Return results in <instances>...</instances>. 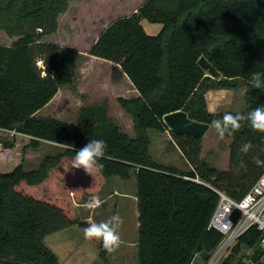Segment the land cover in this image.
<instances>
[{
	"label": "trees",
	"instance_id": "1",
	"mask_svg": "<svg viewBox=\"0 0 264 264\" xmlns=\"http://www.w3.org/2000/svg\"><path fill=\"white\" fill-rule=\"evenodd\" d=\"M68 1L0 0V31L17 38L0 45V130L29 137L31 149L42 142L59 148L33 170H24L21 162L0 172V264H64L49 239L56 234L68 235L70 248L76 241L81 257L80 237L73 234L89 224L72 219L70 189L95 192L105 179L128 180L132 173L137 264H193L221 238L208 227L218 202L215 189L240 199L264 170V131L253 129L247 119L264 105V89L251 81L252 73L264 71V0H143L102 29L86 53L113 63V81L127 77L137 90L134 98H118L132 118L133 136L108 116L105 104L81 107L74 123L37 116L59 87L72 82L80 55L46 40L57 31ZM142 20L162 28L148 34ZM201 56L220 72L219 78L199 67ZM240 86L245 87L243 110H207L209 90ZM180 110L209 126L220 120L223 127L229 114L244 117L238 130L223 134L231 138L227 170L200 157L201 138L171 132L189 169L152 159L147 131L168 130L164 116ZM93 139L107 142L105 155L97 158L103 169L73 167L76 153ZM248 141L253 147L245 153ZM0 144L12 149L13 136L0 135ZM258 238L259 232L249 229L218 264H243L239 251Z\"/></svg>",
	"mask_w": 264,
	"mask_h": 264
},
{
	"label": "rangeland",
	"instance_id": "2",
	"mask_svg": "<svg viewBox=\"0 0 264 264\" xmlns=\"http://www.w3.org/2000/svg\"><path fill=\"white\" fill-rule=\"evenodd\" d=\"M142 1H68V9L58 17L57 31L47 36L46 40L72 48L80 55L72 74V82L59 87L52 100L37 113L38 117H52L74 123L81 107L105 104L108 116L128 135H134L132 118L121 108L118 98L136 97L135 88L124 76L119 82H114L111 71L113 63L89 56L86 52L103 28L113 19L134 11ZM141 24L146 33L151 35L157 34L162 27L160 23H150L147 20H142ZM16 39L0 31V45H11ZM244 93L245 87L241 86L237 89L209 90L205 94L207 110L212 113L239 112L245 106ZM147 134L149 153L153 160L184 170L189 169V164L175 146L169 130H148ZM0 135L3 139L16 137L12 149H4L0 144V172H10L21 162L24 170H33L46 156L56 154V147L58 148L49 142H42L37 149H31L27 136L2 130ZM201 140L200 157L217 169L227 170L231 138L220 136L213 126H209ZM135 192L133 173L128 180L118 177L105 179L100 189L95 192L77 193L70 189L72 219L81 220L90 226L92 223L107 222L113 215L118 214L124 223L118 229L120 242L114 251L107 250L100 239L85 238L84 233L77 229L73 236L80 237L78 241L81 242L83 251L81 257L76 251V241H73V248L68 247V235L50 236L49 239L53 237V248L58 250L64 264H137L138 218ZM96 200L99 201L98 204L95 203ZM193 264H207V261L196 258Z\"/></svg>",
	"mask_w": 264,
	"mask_h": 264
},
{
	"label": "built area",
	"instance_id": "3",
	"mask_svg": "<svg viewBox=\"0 0 264 264\" xmlns=\"http://www.w3.org/2000/svg\"><path fill=\"white\" fill-rule=\"evenodd\" d=\"M215 192L218 202L208 227L218 231L221 238L209 253L207 264H218L251 228L259 232L258 241L252 247L242 246L238 255L243 264H264V170L240 199L231 198L218 189Z\"/></svg>",
	"mask_w": 264,
	"mask_h": 264
},
{
	"label": "clouds",
	"instance_id": "4",
	"mask_svg": "<svg viewBox=\"0 0 264 264\" xmlns=\"http://www.w3.org/2000/svg\"><path fill=\"white\" fill-rule=\"evenodd\" d=\"M251 81L255 88L264 89V71L252 73ZM243 119L244 117L239 114L236 116L229 114L223 121V127H221L222 122L220 120H213L211 123L220 136H223L224 132L229 128L238 130L241 127L240 121ZM247 119L253 129L264 131V105L250 111ZM252 147V143L248 141L244 143L242 151L247 153ZM107 148L108 145L104 139H93L76 153L73 167H83L87 172L94 169L102 170L104 165L98 163L97 158L104 156ZM95 203L98 204L99 201L96 200ZM123 223L124 220L120 215H113L107 222L92 223L90 226L85 227L83 229L84 236L89 239H100L107 250L114 251L119 246L120 234L118 229Z\"/></svg>",
	"mask_w": 264,
	"mask_h": 264
},
{
	"label": "water",
	"instance_id": "5",
	"mask_svg": "<svg viewBox=\"0 0 264 264\" xmlns=\"http://www.w3.org/2000/svg\"><path fill=\"white\" fill-rule=\"evenodd\" d=\"M197 64L212 78L217 79L220 77V72L216 70L212 64L205 59V57L201 56L198 59ZM163 120L167 125L168 130L176 135H190L201 138L209 128V124L194 121L190 119L184 111L181 110L166 114ZM15 139L16 137L13 136L14 141ZM199 257L207 260L209 254L205 251H202L199 254Z\"/></svg>",
	"mask_w": 264,
	"mask_h": 264
},
{
	"label": "crops",
	"instance_id": "6",
	"mask_svg": "<svg viewBox=\"0 0 264 264\" xmlns=\"http://www.w3.org/2000/svg\"><path fill=\"white\" fill-rule=\"evenodd\" d=\"M134 11H135V9H134ZM162 28V27H161ZM150 29H152V28H150ZM92 57H94V56H92ZM126 79H127V77H126ZM128 80V79H127ZM129 81V80H128ZM130 82V81H129ZM131 83V82H130ZM134 87V86H133ZM135 91H136V96H138V92H137V90L135 89ZM136 198V197H135ZM66 250H67V248H66Z\"/></svg>",
	"mask_w": 264,
	"mask_h": 264
},
{
	"label": "bare ground",
	"instance_id": "7",
	"mask_svg": "<svg viewBox=\"0 0 264 264\" xmlns=\"http://www.w3.org/2000/svg\"><path fill=\"white\" fill-rule=\"evenodd\" d=\"M211 93V92H210Z\"/></svg>",
	"mask_w": 264,
	"mask_h": 264
}]
</instances>
